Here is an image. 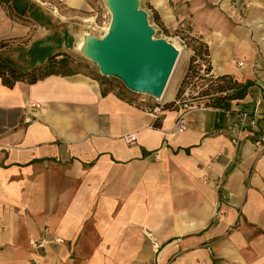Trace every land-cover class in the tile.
<instances>
[{
	"label": "crops",
	"instance_id": "obj_1",
	"mask_svg": "<svg viewBox=\"0 0 264 264\" xmlns=\"http://www.w3.org/2000/svg\"><path fill=\"white\" fill-rule=\"evenodd\" d=\"M189 4L209 72L245 92L186 112L182 132L166 104L178 87L128 102L82 72L0 79V264H34L31 241L42 239L41 264H264V0ZM26 14L18 22L0 5L3 56L26 69L73 51L79 35L52 30L45 11ZM242 111L254 127L240 126Z\"/></svg>",
	"mask_w": 264,
	"mask_h": 264
},
{
	"label": "rangeland",
	"instance_id": "obj_2",
	"mask_svg": "<svg viewBox=\"0 0 264 264\" xmlns=\"http://www.w3.org/2000/svg\"><path fill=\"white\" fill-rule=\"evenodd\" d=\"M74 1L75 0H17L19 3H26L28 5V10H35L41 16H44L43 11H45V16L48 20H46L47 23L52 30L58 33H62L65 28H68L73 32V38H77L80 34H83V38L87 34L98 37L103 36L109 26L111 17L106 1L84 0L83 7L81 8L71 7L69 5L74 3ZM164 1L166 3V11L163 12L161 16H158L150 0H139V7L144 9L148 14V21L153 27L154 37H161L168 40L179 52L166 83L164 93L160 99H155L151 95L145 93L133 92V96L136 98L142 96L153 98L155 102L170 97L176 88H179L188 70H190V72L198 71L202 63L206 64L204 61L205 56L202 53H198V50L201 51L203 49L200 44L201 41L189 35L194 25L192 21L193 13L192 9H190L191 4H189V0ZM67 2H69V4ZM31 28L33 32L35 27L31 25ZM56 36L55 34L51 37L53 39L52 41L56 39ZM76 45L75 39V42L71 44V50L73 51L70 53L73 58H75V61L78 62L73 63L74 68L86 73H97V64L84 56L81 51L76 48ZM191 59L193 60L191 61ZM32 62L33 61L30 63ZM198 73H200V71H198ZM189 77L191 79L194 78L191 76ZM197 77L198 76H195V81L199 83L200 80L197 79ZM114 81L120 85H124L115 77ZM188 81L189 78L186 79L184 87Z\"/></svg>",
	"mask_w": 264,
	"mask_h": 264
},
{
	"label": "water",
	"instance_id": "obj_3",
	"mask_svg": "<svg viewBox=\"0 0 264 264\" xmlns=\"http://www.w3.org/2000/svg\"><path fill=\"white\" fill-rule=\"evenodd\" d=\"M105 1L111 13L108 30L101 37L85 35L81 53L97 64L101 75L119 79L130 91L160 99L178 49L154 37L139 0Z\"/></svg>",
	"mask_w": 264,
	"mask_h": 264
},
{
	"label": "trees",
	"instance_id": "obj_4",
	"mask_svg": "<svg viewBox=\"0 0 264 264\" xmlns=\"http://www.w3.org/2000/svg\"><path fill=\"white\" fill-rule=\"evenodd\" d=\"M0 5L6 7L7 14L10 18L27 22L28 5L26 3H19L17 0H0ZM30 17V16H29ZM6 44L5 40H0V79L3 85L12 87L16 81L34 82L42 79L48 75H70L77 72H82L96 78L102 87V93L113 91L118 97L126 99L128 102H134L135 97L133 91L127 89L124 85H120L114 81V77H107L97 73H86L75 69L73 63H78L73 58L72 54L63 51H57L49 56L38 65H32L29 68L23 69L16 65V63L9 57L3 56L2 48ZM203 49L198 50L199 54L206 56L207 47L202 41L200 42ZM193 59H191L192 61ZM199 71V68H198ZM198 71L188 72L185 74L181 85L177 89L173 100L166 102V104H174V101L181 96L186 79L198 76L200 84L204 85L198 92L197 96H207L204 102L206 106H213L220 108L223 102L232 98H240L244 95L245 88L243 85L236 82L229 74L222 75H202ZM206 71H209V66L206 64ZM190 73V74H189Z\"/></svg>",
	"mask_w": 264,
	"mask_h": 264
},
{
	"label": "built area",
	"instance_id": "obj_5",
	"mask_svg": "<svg viewBox=\"0 0 264 264\" xmlns=\"http://www.w3.org/2000/svg\"><path fill=\"white\" fill-rule=\"evenodd\" d=\"M200 74L202 75H209L210 72L206 71V64L202 63L200 66ZM204 85H201L200 83L195 81V77L190 79L186 86L183 88L181 96L177 98L174 101V106L177 108V115L174 121V130L176 132H182L185 130L186 125H185V114L186 112L190 110H194L197 108H205L206 105L204 104H198L195 103V97L197 96L198 92L202 89ZM162 109V106H155L153 108V112L156 114L157 112H160ZM239 120H240V126L247 125L250 127H254L256 125V115H249L247 112L242 111L239 113ZM26 121L30 120V116H26L24 118ZM241 131L240 129H236L232 136H231V141L233 143H237L239 138H240ZM124 141L127 144H132L135 139L136 135L135 132H128L124 134L123 136ZM56 242L59 241V239H55ZM48 243L47 239H42L39 242L36 241H31V246L32 248L36 251V254L32 257V262L34 264H41L42 262V253L41 249ZM149 264H155V263H149Z\"/></svg>",
	"mask_w": 264,
	"mask_h": 264
},
{
	"label": "bare ground",
	"instance_id": "obj_6",
	"mask_svg": "<svg viewBox=\"0 0 264 264\" xmlns=\"http://www.w3.org/2000/svg\"><path fill=\"white\" fill-rule=\"evenodd\" d=\"M108 30V27L106 29V31ZM83 45V34H80L79 35V38L77 39V45H76V48L80 50V48L82 47Z\"/></svg>",
	"mask_w": 264,
	"mask_h": 264
}]
</instances>
